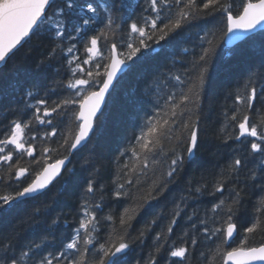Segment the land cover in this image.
<instances>
[{
	"label": "snow or ice",
	"instance_id": "snow-or-ice-1",
	"mask_svg": "<svg viewBox=\"0 0 264 264\" xmlns=\"http://www.w3.org/2000/svg\"><path fill=\"white\" fill-rule=\"evenodd\" d=\"M133 7L128 0H0V64H7L33 36L40 37L43 34L55 46L48 49L45 59L37 67L43 70L45 66L50 67L53 60L57 63L66 61V71L72 74V79L67 84L59 85L70 93L64 98L52 100V96L58 95L56 91H45L43 96L38 91H26L24 104L25 109L31 111V116L26 120L11 121L4 138L0 139V162L8 165L9 180L15 179L19 184L21 178L30 172L28 167L19 166L18 160L11 163L14 153L26 154L32 158L33 164L40 166V170L26 186L20 187L14 194L0 196V223L19 204L44 195L53 181L63 174L62 169L68 170L66 161L70 163L69 155L81 145L87 146L90 141L94 119L114 77L121 66L128 67L127 61H132L142 49L150 48L146 40L156 45H160L161 41L168 43L184 34L186 29L196 27L200 20L215 15L224 18L228 33L234 30L253 31L257 27L264 33V0H247L236 16L232 13L231 5L222 4L221 0H147V8L142 11L154 15L144 19L143 26L135 21L128 25L129 42L125 44L121 38V46L127 48L128 54L120 59L117 44L111 42L109 46V40L111 37L114 41L117 32L122 30L124 11ZM132 33L138 34L137 41H132ZM188 38L191 39V34H188ZM213 38L214 33L211 31L204 32L203 35L197 32L199 45H194L191 50L184 49L191 57L187 61L188 66L180 74L170 77V81L174 80L180 86L179 90L170 91L163 97L164 108L149 118L146 131L141 130L140 136L136 138L140 151L135 146L131 148L140 162L139 167L134 164L128 168L125 165L128 168L127 178L112 193L117 199L127 197L135 201L131 214L129 209H125L118 218V226L111 215L106 216L104 219L106 223L110 222V231L104 242H100L97 212L103 210V198L101 197L100 202L89 201L95 198L98 190H103V185L97 179L89 177L82 186V203L77 213L79 223L72 228L66 243L52 249L47 237L36 242L33 239L23 240L21 232L15 227L0 231V264H129V257L138 246L143 245L147 231L161 217L157 214L148 223L146 230L135 236L131 231L132 221L137 215L150 210L153 201L168 194L200 148L202 133L205 131L202 126L203 97L210 74L211 57L215 51ZM81 41L84 42V51L90 54L89 59L91 55H100L99 43L104 41L110 53V62L103 65V73L99 71L100 64L95 65V73L91 70L85 72L83 64L89 63V60L82 64L76 55L77 45ZM79 73H84L87 78H77ZM101 75L105 77L102 86L98 91L91 90L94 76ZM185 75L187 79H184ZM38 96L40 98L37 99ZM29 100H34L35 103H28ZM235 102L243 105L246 111L241 117L238 115L241 109L236 107L230 117L226 115V125L214 138L216 151L212 155H220L221 149H225L228 161L215 174L211 191L203 175L190 178L186 189L188 195H182L180 200L174 202L172 219L166 232L156 233L152 250L147 257L135 259L134 264H161V260L164 264H184L201 243V238L214 242L219 240L216 246L218 251L211 252L214 257L219 256L218 264L264 262V243L257 247H247L245 238L239 246L231 247L230 250L223 247L230 246L237 231V222L241 214L248 210L252 193L257 195L244 232L250 235L264 231V115H259L254 122L249 114L254 110L259 114L261 109H256V105H264V65L249 71L244 82V93L237 94ZM76 104H79V113L75 115V120L78 121L76 130H68V134L60 133L53 121L62 120L67 116L68 108ZM21 113L26 114L24 110ZM34 124L45 125L46 130L43 133L37 131L26 139L25 130H30ZM58 133L63 143L57 144L56 149L43 147L42 159L38 158L35 155L37 139L42 137V142H46ZM165 139L174 143V146L167 153V171L157 175L154 167L149 168L150 163L156 162L154 158L150 160L149 153L156 148L162 150ZM60 148H64L69 155L55 163H48L51 153ZM204 195L211 198L210 207L203 209V215L200 214V208H194L191 215L187 216L189 221L194 222L190 227L191 235L188 232L184 234L187 237L184 246L169 244L170 237L167 234L173 232L172 225L177 223L176 218L184 215L190 200L199 202ZM38 213L39 209H36L35 214ZM58 220L59 217L52 224H56ZM29 227L35 228L37 225L33 223ZM48 228L51 229V225Z\"/></svg>",
	"mask_w": 264,
	"mask_h": 264
},
{
	"label": "trees",
	"instance_id": "trees-1",
	"mask_svg": "<svg viewBox=\"0 0 264 264\" xmlns=\"http://www.w3.org/2000/svg\"><path fill=\"white\" fill-rule=\"evenodd\" d=\"M254 1L256 0H252V2ZM128 2L134 7L124 11L122 30L117 32L114 41L111 37L109 40V46L111 42L117 44L119 56L122 58L128 54L127 48L121 46V38L125 44L129 42L128 25L135 21L139 26H143L144 19L149 15H154L142 11L147 8V0H128ZM246 2L247 0H221L222 4L231 5L234 16L242 11L243 4ZM137 4L139 7H135ZM118 23L121 22L118 21ZM207 31L214 33L213 47L215 51L211 57L210 74L203 97L202 126L205 131L202 133L200 148L186 165L179 182L171 187L168 194L158 201H153L150 210L137 215L132 221L131 231L135 236L140 231L146 230L148 223L157 214H160L159 221L147 231L143 245L138 246L129 257V264H134L135 259L147 257L154 246L153 237L155 234L166 232V228L171 222L174 202L180 200L182 195H188L187 181L192 177L199 178L203 175L209 184V191H211L215 174L221 166L227 163V150L221 149L220 155H212L216 151L214 138L226 125V115L230 117L236 107L241 109L238 114L241 117L246 111L243 105L235 102V96L243 95L244 82L249 71L259 69L261 65H264V33L261 31L228 48L224 41L227 32L225 20L222 16L215 15L200 20L196 27L186 29L184 34L168 43L161 41L160 45H156L146 40V43L150 44V48L142 49L141 53L137 54L138 58L133 57L132 61H127L129 67L119 77L107 96L104 108L95 120L94 130L87 146H82L70 156V163L66 169L71 171L64 170L63 174L38 199L27 200L23 204L17 202L19 206L7 216L4 222L0 223V231H8L15 227L21 232L23 240L33 239L39 242L40 239L47 237L51 242L52 249L58 248L61 243L67 242L71 236L72 228L79 223L80 217L77 213L82 203V186L87 178L93 177L103 185V190H98L95 193V198L89 202H100L101 197L103 198V210L97 212V219L100 222L98 239L100 242H104L108 231H110L108 228L110 222L106 223L104 218L111 215L118 226L119 216L124 213L125 209H129V214H131L135 204L134 200L127 197L117 199L112 195L118 185L125 182L128 168L134 164L137 168L139 167L140 162L133 155L131 148L135 146L137 151H140L136 138L140 136L141 130L146 131L149 118L154 117L164 108L163 97L170 91L179 90L180 86L176 85L174 80L170 81V77L180 74L182 69L188 66L187 61L191 57L184 52V49L191 50L194 45H199L196 33L199 32L203 35ZM188 34H191V39L188 38ZM131 39L133 42L137 41L138 34L132 33ZM54 46L48 36L43 34L40 37L33 36L28 43L19 48L7 64L0 66V139L4 138L11 121L26 120L31 116V111L25 109L24 93L26 91H38L40 96H43L45 91H56L58 95L52 96V100L64 98L70 94L59 87L61 83L67 84L72 79V74L66 71V61L57 63L53 60L51 66H45L43 70L37 67L41 60L45 59L48 49ZM77 48L76 55L79 56V62L83 64V61L89 60V63L83 64L85 72L91 70L95 73V65L100 64L99 71L103 73V65L109 62L108 56L110 55L104 41L99 43L100 55H91V59H89L90 54L84 51L83 41L78 43ZM57 56H59V50ZM79 77L87 78L84 73H79L77 78ZM187 78L185 75L184 79ZM103 79V75L94 76L91 90H96ZM28 103H35V101L29 100ZM78 108L79 104L70 106L66 117L53 121L60 133L68 134V130L73 132L76 130L78 121L75 120V115L78 114ZM256 109H261V112L258 114L254 110L249 113L254 122L259 118V115H264V105L258 103ZM21 110H24L26 114L22 115ZM44 130H46L45 125L34 124L30 130H25V138L27 139L37 131L43 133ZM229 131L232 130L229 129ZM62 143L59 133L46 142H42L41 137L35 142V155L42 159L41 149L43 147L56 149L57 144ZM173 146L174 143H169L168 139H165L162 150L156 148L152 153H149L150 160L154 158L156 161L155 164L150 163L149 168L154 167L157 170V175L167 171L169 159L167 153ZM10 148L11 146H9ZM66 155L69 153L64 148L53 151L48 163ZM17 160L19 166L29 168V175L21 178L20 183L17 184L15 179H8V165L0 162V196L14 194L20 187L26 186L34 178V174L40 170V166L33 164L32 158L26 154L14 153L11 163H15ZM249 166L251 167V165ZM149 175H151V171H149ZM97 188L99 189V185ZM256 195V193L250 194L248 210L241 214V218L237 222L236 236L230 246H223L226 250L239 246L241 240L245 238L247 247H255L264 243V231H257L250 235L244 232L250 221L251 208ZM210 201L211 198L207 195L200 197L199 202L189 201V207L184 215L177 217V223L172 225L173 232L167 234L170 237L169 244L176 247L184 246V241L187 239L184 234L188 232L189 236L191 235L190 227L194 222L189 221L187 216L191 215L194 208H200V214L203 215V209L210 207ZM36 209H39L38 214H35ZM57 217L59 220L53 225L52 221ZM65 221L70 223L65 224ZM33 223L37 227H29ZM49 225H51V229L48 228ZM53 237H55L54 240ZM217 244H219V240L214 242L201 238V243L184 264H218L219 256L214 257L211 254L212 250H217ZM201 253L204 255L202 256ZM161 264H164L163 260H161Z\"/></svg>",
	"mask_w": 264,
	"mask_h": 264
},
{
	"label": "water",
	"instance_id": "water-1",
	"mask_svg": "<svg viewBox=\"0 0 264 264\" xmlns=\"http://www.w3.org/2000/svg\"><path fill=\"white\" fill-rule=\"evenodd\" d=\"M254 2H256V1H254ZM259 31H261L260 30V28L259 27H257L255 30H253V31H245V30H234L233 32H231V33H228V32H226L227 33V35H225V45H226V47H228V48H230V47H233L235 44H237V43H239L240 41H242L243 39H245L246 37H248V36H250V35H252V34H254V33H256V32H259ZM118 58H120V59H123L121 56H119L118 55ZM110 62V61H109ZM108 62V63H109ZM127 63V62H126ZM2 64H0V66H1ZM127 65H128V67H129V64L127 63ZM128 67H124V66H121V70H119L118 72H117V75L114 77V79H113V81H112V85H110V87H109V90H108V92H106L105 93V98H104V102L101 104V108H100V111L97 113V116H96V118L98 117V115L101 113V111L103 110V108H104V105H105V102H106V99H107V96L109 95V93L111 92V90H112V88H113V86H114V84L116 83V81L119 79V77L128 69ZM104 79H105V77H104ZM103 79V80H104ZM103 83V82H102ZM102 83H101V85L96 89V90H94V91H98L99 90V88L102 86ZM78 113H79V108H78ZM78 115V114H77ZM96 118L94 119V123H95V120H96ZM92 134V133H91ZM91 134H90V136H91ZM82 146H84V145H81L80 146V148L82 147ZM79 148V149H80ZM75 151H77V150H73V153L75 152ZM70 156L71 155H69V160H70ZM60 159H63V158H60ZM56 161V160H55ZM55 161H53V162H49V163H55ZM68 163L69 162H67L66 161V167H67V165H68ZM65 169H62V173H63V171H64ZM60 176H58L54 181H53V183L59 178ZM52 183V184H53ZM51 184V185H52ZM50 185V186H51ZM49 186V187H50ZM46 191V190H45ZM235 236H236V233L234 234V238H235ZM234 238H233V240H234ZM232 240V241H233ZM232 241H231V243H232ZM255 247H257V246H255ZM252 264H264V262H259V261H256V262H252Z\"/></svg>",
	"mask_w": 264,
	"mask_h": 264
}]
</instances>
